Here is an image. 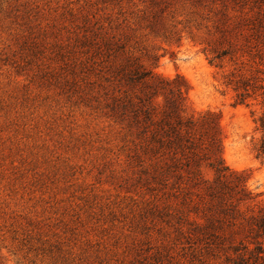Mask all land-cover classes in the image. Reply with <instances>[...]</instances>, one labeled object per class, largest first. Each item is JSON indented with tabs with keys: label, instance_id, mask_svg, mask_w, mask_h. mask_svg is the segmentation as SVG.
Returning a JSON list of instances; mask_svg holds the SVG:
<instances>
[{
	"label": "rangeland",
	"instance_id": "1",
	"mask_svg": "<svg viewBox=\"0 0 264 264\" xmlns=\"http://www.w3.org/2000/svg\"><path fill=\"white\" fill-rule=\"evenodd\" d=\"M147 1L0 0V264L209 260L176 243L159 217L168 205L129 165L122 126L85 91L94 80L81 68L92 55L85 36L98 26L127 20L132 56L186 81L188 114L220 115L225 162L264 204L261 107L235 105L218 82L202 51V9L168 0L151 25Z\"/></svg>",
	"mask_w": 264,
	"mask_h": 264
},
{
	"label": "trees",
	"instance_id": "2",
	"mask_svg": "<svg viewBox=\"0 0 264 264\" xmlns=\"http://www.w3.org/2000/svg\"><path fill=\"white\" fill-rule=\"evenodd\" d=\"M183 1L204 13L202 51L220 85L235 105L261 107L255 152L264 161V0ZM145 3L150 24L164 20L168 0ZM127 23L85 36L92 55L81 68L94 78L85 91L122 126L129 165L157 193L158 207L168 205L159 217L177 244L206 253L202 264H264V204L246 173L225 162L220 115H189L184 78H165L134 58Z\"/></svg>",
	"mask_w": 264,
	"mask_h": 264
}]
</instances>
